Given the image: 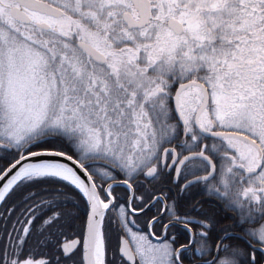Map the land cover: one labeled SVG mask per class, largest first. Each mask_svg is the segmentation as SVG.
Here are the masks:
<instances>
[{
	"label": "snow or ice",
	"instance_id": "snow-or-ice-1",
	"mask_svg": "<svg viewBox=\"0 0 264 264\" xmlns=\"http://www.w3.org/2000/svg\"><path fill=\"white\" fill-rule=\"evenodd\" d=\"M0 264H264V0H0Z\"/></svg>",
	"mask_w": 264,
	"mask_h": 264
}]
</instances>
